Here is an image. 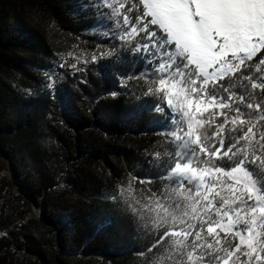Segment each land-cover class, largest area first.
<instances>
[{
    "label": "trees",
    "instance_id": "obj_1",
    "mask_svg": "<svg viewBox=\"0 0 264 264\" xmlns=\"http://www.w3.org/2000/svg\"><path fill=\"white\" fill-rule=\"evenodd\" d=\"M83 1L0 0V264H264V0Z\"/></svg>",
    "mask_w": 264,
    "mask_h": 264
},
{
    "label": "rangeland",
    "instance_id": "obj_2",
    "mask_svg": "<svg viewBox=\"0 0 264 264\" xmlns=\"http://www.w3.org/2000/svg\"><path fill=\"white\" fill-rule=\"evenodd\" d=\"M257 1L261 0H249L248 2L250 6H256ZM83 2L86 6L96 5L101 17L106 22L118 17V13L112 5L115 3L113 0H84ZM149 2L153 5L152 10L155 19L161 24L169 26L173 33L184 41L191 61L215 59L219 55L214 43V35L210 33L203 37L198 33L191 13L183 3H179L178 0H149ZM118 25L121 23L119 22ZM167 87L169 88L166 100L175 105L180 104L182 109L185 104L188 105L190 110L187 113L189 114L201 112L208 106L206 100L189 97L186 88H181V86L179 87L170 81ZM175 176L181 180H191L193 177L206 179V174L194 167L191 162L179 163L176 166Z\"/></svg>",
    "mask_w": 264,
    "mask_h": 264
}]
</instances>
